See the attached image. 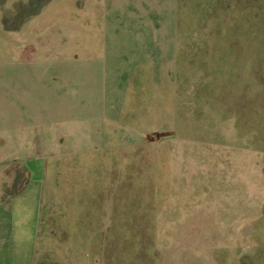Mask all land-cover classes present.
<instances>
[{
  "label": "rangeland",
  "instance_id": "rangeland-1",
  "mask_svg": "<svg viewBox=\"0 0 264 264\" xmlns=\"http://www.w3.org/2000/svg\"><path fill=\"white\" fill-rule=\"evenodd\" d=\"M29 2L0 0V94L31 68L12 104L52 107L43 92L67 96L78 111L75 153L92 165L106 168L116 132L123 151L135 150L127 129L140 142L149 133L155 156L160 138L172 147L154 177L151 219H136L137 235L125 226V250L98 242L95 255L81 239L59 241L49 204L37 264H71L72 251L73 264H264V0H39L27 19ZM24 141L21 153L37 157L24 163L46 165L51 203L57 159ZM221 194L237 206L232 225L220 224Z\"/></svg>",
  "mask_w": 264,
  "mask_h": 264
},
{
  "label": "crops",
  "instance_id": "crops-1",
  "mask_svg": "<svg viewBox=\"0 0 264 264\" xmlns=\"http://www.w3.org/2000/svg\"><path fill=\"white\" fill-rule=\"evenodd\" d=\"M157 43L156 39L154 44ZM140 47L145 48L143 35ZM137 60H129L128 64L132 66ZM31 72V68L24 67L21 81L14 80L10 85L12 90L0 94V145L9 146L0 152V264H37L40 261L41 240L45 232L43 227L48 219L45 214L49 204V212L54 215V233L58 234L59 241L81 239L95 255L99 253V242L112 249L115 247L120 254L122 247L126 249L127 240L131 241V237L127 238L125 226L131 224V234L133 231L137 235L140 231L136 219H151L152 204L157 193L154 177L164 166L165 157L166 162L170 161L172 147H169L170 140L165 141L169 137L160 138L158 145L164 148L160 156H155L149 143L157 141L146 133V129L138 128L137 124L131 126L133 123L128 120H136L138 116L133 113L130 119L124 120L127 126L133 130L138 128L148 135H143L140 142L135 140L133 131L123 130L121 135L124 138L138 142L133 152H125L121 149L123 138L116 132L115 145L118 147L113 148L114 156L102 160L106 168L100 162L92 165L94 159L75 153L80 142L75 137L78 111L76 106L68 104L67 96L56 90L48 93L44 90V96H48L54 106L47 107L40 103L32 107L12 104L17 98V91L20 95L27 92V80H30ZM57 81L63 82L61 79ZM5 98L8 100L4 102ZM25 138L29 140L31 149L38 147L45 152L48 150L57 159L52 186L49 188L51 203L46 193V165L44 168L41 164L30 168L24 163L37 158L21 153ZM118 139L120 141L116 143ZM11 154L16 155L11 157ZM122 156L125 166L121 164ZM83 173L93 175L94 179L85 184L81 178ZM94 174L98 177L95 178ZM79 191L84 193L79 195L84 203L79 206L80 217H77L72 200ZM221 199L218 207L220 224L232 225L233 219L237 217V206L232 198L228 201L229 197L225 194H221ZM131 226H134L133 229ZM151 235L149 231L150 238ZM69 257L73 264V251Z\"/></svg>",
  "mask_w": 264,
  "mask_h": 264
},
{
  "label": "trees",
  "instance_id": "trees-1",
  "mask_svg": "<svg viewBox=\"0 0 264 264\" xmlns=\"http://www.w3.org/2000/svg\"><path fill=\"white\" fill-rule=\"evenodd\" d=\"M37 2H39V0H30L29 4L27 5L28 9H30V13L26 17L27 19L34 18L39 15L41 7H39L40 9L39 8L36 9V7H38L36 4H39ZM4 32L10 33V32H16V30L7 29L4 25Z\"/></svg>",
  "mask_w": 264,
  "mask_h": 264
}]
</instances>
